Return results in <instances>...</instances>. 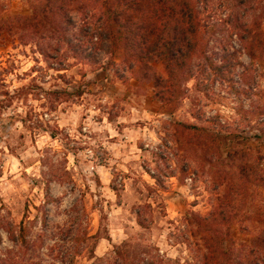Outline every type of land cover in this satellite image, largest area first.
Wrapping results in <instances>:
<instances>
[{"label":"rangeland","instance_id":"1","mask_svg":"<svg viewBox=\"0 0 264 264\" xmlns=\"http://www.w3.org/2000/svg\"><path fill=\"white\" fill-rule=\"evenodd\" d=\"M31 4L0 0V18L31 14ZM37 40L7 32L0 37V221L6 226L0 253L26 263L71 264L74 259L75 264H93L111 257L115 245L129 242L140 253L192 262L188 219L211 211L216 161L211 154L199 157L192 146L176 149L169 124L197 122L191 99H183L170 114L155 99L152 82L130 74L129 83L123 81L115 73L118 67L106 71L86 64L67 47L47 58L41 49L49 42ZM232 44L241 49L236 38ZM241 56L249 67L247 83L238 79L245 93L233 95L218 85V102L205 98L198 107L211 116L220 114L232 132L223 136L225 155L234 153L225 162L227 169L247 165L264 174V55L254 64L243 50ZM160 147L177 170L166 189L144 167L158 170ZM188 158L192 173L183 176ZM160 164V173L167 174V162ZM247 185L248 213L237 219L236 244L264 235V226L252 221L263 222L254 212L264 209V189ZM139 211L148 228L139 224ZM26 216L27 250L8 231L16 232ZM245 249L236 256L264 264V251L253 255L250 247Z\"/></svg>","mask_w":264,"mask_h":264},{"label":"trees","instance_id":"2","mask_svg":"<svg viewBox=\"0 0 264 264\" xmlns=\"http://www.w3.org/2000/svg\"><path fill=\"white\" fill-rule=\"evenodd\" d=\"M31 1V14L13 20L0 18V37L7 32L18 33L22 40H46L49 45L41 49V54L47 58L67 47L75 59L86 64L101 66L106 71L118 67L115 73L123 81L129 83L127 75L130 74L140 82H152L155 99L170 114L178 111L183 99H191L192 116L197 122L169 124L175 130L171 136L175 138L176 149L181 151L192 146L199 157L211 154L216 162L212 171L215 181L212 182L211 211L207 216L193 213L194 219H188L191 236L187 244L194 255L188 264H248L242 256H236L239 249L250 247L253 255L263 253L264 235L236 244L233 231L238 217L248 213L246 202L251 192L247 183L254 189H264V174L253 172L254 168L247 165L227 169L225 162L232 159L234 153L225 155L223 136L232 132L223 124L220 114L211 116L198 105L205 98L220 97L216 92L218 85L225 86L233 95L245 93L238 79L247 83L249 67L245 66L241 54L243 50L253 64L263 60L264 0ZM235 38L242 50L232 44ZM240 68H244L242 72ZM192 81L195 84L190 87ZM261 133L264 142V128ZM161 147L155 152L158 170L153 172L148 166L144 167L157 184L166 189L168 179L176 177L177 170ZM186 160L180 171L183 176L192 173V161ZM160 162H167L170 169L167 174L160 173ZM47 197L50 202L53 200L49 183ZM254 214L259 220L263 218V222L252 221L264 226V209L258 207ZM138 215L139 224L148 228L140 218V211ZM27 217L16 232L8 230L14 235V243L25 250L29 247ZM3 227L6 226L0 221V243ZM25 261L0 253V264H43L42 261ZM170 263L180 262L160 254L137 252L133 244L125 242L114 246L111 257L97 258L93 264ZM71 264H75L74 259Z\"/></svg>","mask_w":264,"mask_h":264}]
</instances>
